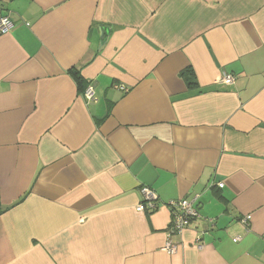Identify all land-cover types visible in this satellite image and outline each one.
I'll list each match as a JSON object with an SVG mask.
<instances>
[{"label":"crops","instance_id":"1","mask_svg":"<svg viewBox=\"0 0 264 264\" xmlns=\"http://www.w3.org/2000/svg\"><path fill=\"white\" fill-rule=\"evenodd\" d=\"M3 8L0 264H264V0Z\"/></svg>","mask_w":264,"mask_h":264},{"label":"built area","instance_id":"2","mask_svg":"<svg viewBox=\"0 0 264 264\" xmlns=\"http://www.w3.org/2000/svg\"><path fill=\"white\" fill-rule=\"evenodd\" d=\"M14 28V23L11 16L8 13L3 12L2 0H0V35L9 33ZM224 83L231 84L234 81V76L231 74H225L223 78ZM84 96L88 100L95 99V90L92 84H89L84 92ZM223 183L219 186L223 187ZM143 195V200L138 204L137 209L139 211H154L157 209L158 204L156 201V195L153 189L147 186H143L140 189ZM196 199H180L169 203V206L173 210L170 240L168 241L165 249L168 253H175L178 249V243L174 242L171 237L184 232V230L190 226L193 220L200 216L199 207L196 203ZM251 216L248 215L243 218V222L248 225ZM241 240V236L234 237V241L238 242Z\"/></svg>","mask_w":264,"mask_h":264},{"label":"trees","instance_id":"3","mask_svg":"<svg viewBox=\"0 0 264 264\" xmlns=\"http://www.w3.org/2000/svg\"><path fill=\"white\" fill-rule=\"evenodd\" d=\"M4 3H5V0H2V6H3ZM3 12H4V8H3ZM73 74H74V77L76 78L78 84L80 85V87L82 88V91L84 93L86 88H87V86H88V84H86V80L78 72H74ZM146 212H153V211L147 210Z\"/></svg>","mask_w":264,"mask_h":264},{"label":"water","instance_id":"4","mask_svg":"<svg viewBox=\"0 0 264 264\" xmlns=\"http://www.w3.org/2000/svg\"><path fill=\"white\" fill-rule=\"evenodd\" d=\"M101 32V41H100V48L104 47L109 39L110 28L107 26H102L100 28Z\"/></svg>","mask_w":264,"mask_h":264}]
</instances>
